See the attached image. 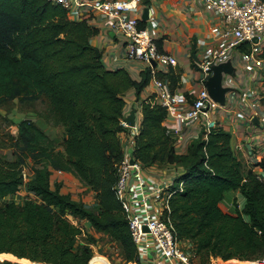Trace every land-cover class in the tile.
<instances>
[{
	"label": "trees",
	"instance_id": "trees-1",
	"mask_svg": "<svg viewBox=\"0 0 264 264\" xmlns=\"http://www.w3.org/2000/svg\"><path fill=\"white\" fill-rule=\"evenodd\" d=\"M139 27L144 29L145 22ZM96 34L91 17L71 19L51 0H0V107L42 99L46 107L38 116L65 129L60 149L33 120L18 123L16 135L9 137L14 159H0L1 259L89 264L94 250L77 243L81 231L67 219L70 213L118 241L127 261L137 260L116 193L117 167L125 155V95L135 89L140 96L151 70L137 80L125 68H106L91 43ZM163 75L172 89L180 84V73ZM167 116L165 107L143 104L134 156L146 169L179 172L170 199L179 238L191 244L202 264L216 258L252 261L245 264L264 261V179L243 170L231 133L220 125L206 139L202 132L180 153L165 125ZM26 169L34 172L33 178ZM53 170L68 172L93 190L96 210L62 194L60 184L53 188ZM26 181L35 199L21 205L7 201ZM230 191L245 199L234 213L220 206Z\"/></svg>",
	"mask_w": 264,
	"mask_h": 264
},
{
	"label": "built area",
	"instance_id": "built-area-1",
	"mask_svg": "<svg viewBox=\"0 0 264 264\" xmlns=\"http://www.w3.org/2000/svg\"><path fill=\"white\" fill-rule=\"evenodd\" d=\"M51 1L66 9L71 19L82 18V11L87 7L98 12L124 47L127 61L142 62L151 67L153 61L162 67L175 64L172 55L160 51L150 31L159 24L157 18L149 15L147 21L150 22V26L144 29L139 27L140 22L143 21L142 4L147 0ZM203 2L208 12L220 17L222 26L215 31L219 43L209 46L196 65L197 81L201 85V90L191 100L184 92L172 89L169 81L156 77L152 79L156 93L149 103L166 108L167 127L178 151L180 152L181 149L180 153L183 152V146L189 136L197 138L203 132V138L206 139L210 130L220 125L217 115L224 109L227 95L236 91L240 83L246 84L249 79L255 81L253 85L248 86L244 94L251 99L250 124L253 125V116L258 115L264 101V97L261 96V91H264V1L203 0ZM254 38H258L257 43L253 42ZM205 43L201 41V44ZM224 63H231L234 72L223 74L222 86L229 88L230 91L226 95V102L221 104L210 96L207 82L214 74L213 68ZM125 118L126 116L121 120V124L126 129L125 155L117 167L116 193L129 221V230L137 248L138 257L134 262L135 264H194L171 218L170 199L179 172L174 170L170 179L148 175L134 156L135 138L139 134L141 120L137 119L136 113L135 125L129 126ZM195 131L199 135H194ZM254 160L258 165L264 164V149L256 151ZM53 174L72 175L63 170H53ZM259 176L264 179L262 174ZM93 197L96 204L94 191ZM80 201L86 207H90L89 202L81 198L78 202ZM66 216L81 231L77 243L79 238L86 237L94 230L87 220L70 213ZM189 245L192 247L191 244ZM95 259L97 264H111L106 256L98 253ZM208 264H226V261L216 258Z\"/></svg>",
	"mask_w": 264,
	"mask_h": 264
},
{
	"label": "crops",
	"instance_id": "crops-1",
	"mask_svg": "<svg viewBox=\"0 0 264 264\" xmlns=\"http://www.w3.org/2000/svg\"><path fill=\"white\" fill-rule=\"evenodd\" d=\"M146 8L149 9L150 17H156L159 22L150 31L156 39L160 51L175 58L173 66L152 65L153 69L150 65L142 62L127 61L124 47L119 43L115 33L106 26L104 18L90 7L82 11V18L91 17V24L97 29V34L91 38V43L102 57L106 68H125L137 80H140L142 72L151 70V80L142 90L140 96L137 95L135 89L129 90L125 95L124 116L128 117L131 112L136 111L137 119L140 120L143 104L149 102L156 93V87L152 81L153 77L168 81L162 78V75H167L173 70L174 73L181 74V82L175 90L184 92L191 100L198 94L201 85L197 81L196 65L209 46L219 43L216 40L215 31L222 26L220 17L208 12L203 0H147L142 4V9L145 10ZM78 19L81 18H75V20ZM144 22L145 28L150 26L149 21ZM201 41L206 43L201 44ZM254 82V80L249 79L246 84L240 83L238 87L241 89L236 87V91L228 94L225 107L217 117L219 124L231 133V145L243 165V170H252L254 173L264 176V165H258L254 160L256 151L264 149V101L258 115L253 116L254 119H258L259 123L252 125L249 122L251 99L244 95L248 86L253 85ZM36 123L52 139L54 137L51 132L60 133L63 138L65 137L64 128L53 127L42 118H39ZM167 124L166 120L165 125L167 126ZM196 134L199 135L197 131L194 132V135ZM194 138L196 136H189L183 146L182 153L187 151L188 144ZM121 140L125 149L126 131L121 134ZM179 150L181 152V149ZM155 168L157 167L150 169ZM150 169L145 168V171ZM174 170V168H167V171L170 172L168 179L173 176ZM30 171L27 172V176L33 178L35 174ZM23 192L30 194L27 189V181L23 186ZM234 203L242 207L245 204V199L238 191L228 192L220 206L225 212L232 213L231 211L236 209Z\"/></svg>",
	"mask_w": 264,
	"mask_h": 264
},
{
	"label": "rangeland",
	"instance_id": "rangeland-1",
	"mask_svg": "<svg viewBox=\"0 0 264 264\" xmlns=\"http://www.w3.org/2000/svg\"><path fill=\"white\" fill-rule=\"evenodd\" d=\"M261 96L264 97V92L261 91ZM46 105L41 100L35 102H27L20 103L19 100L11 101L7 104V106L0 107V159L5 160H13L14 156L12 154L13 150L10 147L11 141L9 140L10 136L16 135V128L18 123L23 120H33L36 121L40 118L38 114L45 110ZM51 135L57 141L59 149L62 146V141L64 140L63 136L60 133L51 132ZM150 169V168H149ZM26 172H29L26 169ZM32 172V171H30ZM148 175L151 176H159L160 178L167 179L169 177L170 172L167 169H150L145 171ZM51 186L55 188L56 185L60 184L61 193L70 195L71 198L75 201H78L80 198L89 202L90 208H97L96 204H94L93 191L86 188L87 186L79 181L76 177L72 175H64L60 176L57 174H52L50 177ZM80 197V198H79ZM30 199H35L31 195L23 192V188L17 195H13L11 198H8L7 201L14 202L18 205H21L25 201ZM5 203V202H3ZM236 203H234V207L236 208ZM242 207V206H240ZM234 209V208H233ZM96 210V209H95ZM232 213L235 210L231 211ZM185 250H187L192 257L194 264H202L200 261V257L194 254L192 247H190L187 241L181 240ZM79 245L90 244L94 250V254L90 262L95 258L96 254H100L102 256H106L111 264H135L134 261H127L124 249L122 245L112 239L105 232H98L96 230H92L91 234L89 233L86 237L79 238ZM33 262V261H32ZM89 262V264H90ZM245 262L252 261H226V264H245ZM257 262V261H253ZM264 263V261H262ZM260 263V264H262ZM0 264H25L19 261H12L9 259H1Z\"/></svg>",
	"mask_w": 264,
	"mask_h": 264
},
{
	"label": "water",
	"instance_id": "water-1",
	"mask_svg": "<svg viewBox=\"0 0 264 264\" xmlns=\"http://www.w3.org/2000/svg\"><path fill=\"white\" fill-rule=\"evenodd\" d=\"M149 19V9H145L142 14V20L147 21ZM254 43L258 42V38L253 39ZM97 56H100L99 53H97ZM153 66H156L157 63L155 61L152 62ZM213 76L208 80L207 82V88L209 91L210 96L218 103H225L226 102V95L230 91L229 88L222 86V79L223 74H232L233 67L231 63H224L218 66H215L213 68ZM125 122L129 126H134L136 123V111L131 112V114L125 118ZM254 123L258 124V119H254ZM262 263V261L257 262Z\"/></svg>",
	"mask_w": 264,
	"mask_h": 264
},
{
	"label": "bare ground",
	"instance_id": "bare-ground-1",
	"mask_svg": "<svg viewBox=\"0 0 264 264\" xmlns=\"http://www.w3.org/2000/svg\"><path fill=\"white\" fill-rule=\"evenodd\" d=\"M93 263H94V264H97V263H98L97 260H96L95 258L93 259Z\"/></svg>",
	"mask_w": 264,
	"mask_h": 264
}]
</instances>
